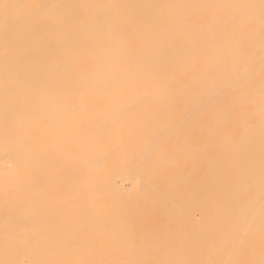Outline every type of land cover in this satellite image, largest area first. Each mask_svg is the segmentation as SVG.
Masks as SVG:
<instances>
[{"label":"bare ground","instance_id":"1","mask_svg":"<svg viewBox=\"0 0 264 264\" xmlns=\"http://www.w3.org/2000/svg\"><path fill=\"white\" fill-rule=\"evenodd\" d=\"M263 38L261 0H0V264H261V188L259 202L241 194L250 202L243 209L221 203L213 208L222 210H199L193 202L197 210H189L186 175L201 179L206 159H196L197 176L195 159L185 167L194 140L186 139V120L189 128L199 125L187 110L192 102L202 112L214 105L206 110L223 135L259 126L241 111L253 119L260 103L244 97L262 50L248 49L258 54L253 61L250 51H239L253 45L264 52V41L253 40ZM226 44L239 46L242 60L220 76L215 70L226 63L212 71L210 56ZM203 47L218 49L206 61L198 58ZM237 150L224 159L238 170L254 157ZM220 170L208 176L211 188ZM235 181L239 196L254 184ZM232 193L224 198L231 204Z\"/></svg>","mask_w":264,"mask_h":264},{"label":"rangeland","instance_id":"2","mask_svg":"<svg viewBox=\"0 0 264 264\" xmlns=\"http://www.w3.org/2000/svg\"><path fill=\"white\" fill-rule=\"evenodd\" d=\"M205 39V38H204ZM219 39V38H218ZM236 40H238V41H247L248 39H242V38H235ZM235 39H233V38H228V39H222V40H224V41H236ZM196 40H200V38H198V39H196ZM206 40H208V39H206ZM211 40V39H210ZM215 40V39H214ZM217 40V39H216ZM250 40V39H249ZM252 40V39H251ZM254 41H264V38L263 39H253ZM202 41V40H201ZM232 45V44H231ZM230 44H226L225 46H228L227 48H225V46H224V48L225 49H223V51H222V49L219 47V49L217 48V47H215V49H218L217 50V54H218V57H216V56H214L213 54V56L211 55V52H213L215 49H213V51L211 50H209L210 49V47L207 49V48H202L201 50V52L199 51L198 52V54L200 55V57H198V58H202L203 57V59H204V57H209L210 55V57H214V60H213V62L212 63H214V67H212L213 65L211 64V70L213 71V70H215V68H217V67H221V66H223L224 64V62L226 63L225 64V68H220V69H216L215 71L217 72V73H219L220 74V76H223V75H225L226 76V74H230V71H229V69L228 68H226V65H228L229 63H233V62H238V61H241L240 60V56L239 55H237V50L239 49V46H236V45H233V46H231ZM248 46H250V45H242V46H240V49H241V51H239V52H242V51H250V50H248V49H251V50H254V51H257L258 52V54L260 53V51L262 50V52H261V54L259 55V57L258 58H256V55L258 56V54H254V53H257V52H254V51H250V53L248 54V57H249V60H251L250 58H253V59H255L254 60V62H255V64H257L258 63V61H259V65L258 66H256L255 65V67H258V72H259V75L256 73V72H254L253 74H252V76L247 80L248 82H247V84H248V86L250 87V88H248L247 90H249V92L248 91H246V93L248 94V96H245L244 98L246 99L247 98V100H249L248 99V97L251 99V96H254V98L252 97V101H255L256 99H257V101L256 102H258L259 101V99H260V103L257 105V103L255 104V105H257L258 107H256L254 104V107H253V105L251 106V108L253 107V108H255V112H253L254 114H255V117H253V119H251V118H249L247 115L249 114V112H247V111H244L245 113L247 112L248 114L247 115H244V113H243V111H241L242 113H241V116L243 117L244 116V120H247L246 122H250L251 120H254V123L255 124H258L259 126H257L256 127V129L253 127V128H251L250 130L249 129H245V130H242L241 132L239 131V132H233V133H229V132H224V135L222 134L223 132H222V130H215L214 128H213V125H212V120H213V117H214V115H212V113H209V112H211L212 110H210V107L212 106H210L208 103H210V102H212L211 101V99L209 98V95L208 94H210V95H212L210 92L208 93V91L210 90L211 92H212V90L211 89H209L208 91H207V89H206V91H207V93H203L202 91H201V93L199 94V97H201V99H202V96H203V94H204V98H203V100L204 99H206L205 98V96H207L208 97V99H206V101H204L203 103H205V102H207L208 101V103H206V104H208L207 106H206V108L207 107H209V109L208 110H210L209 112H207L208 110H206V108H204L203 110V112H202V110H200V108H198V105H196V106H194V102H192L193 104H192V107H191V104L187 107V110H189V111H192V112H189L190 113V115H191V113L194 115V118H195V116H197L198 117V121H199V125H198V127H194V128H189L190 126H189V121L190 120H186V134H188L187 135V137H186V139H188L189 140V135H191L192 137L194 136V140H195V138L196 137H198L199 138V136L198 135H201V137L199 138V139H197V140H199V144H197V140H195L196 142H194V140H189V143H188V141L186 142V143H188V145L186 144V152L189 154V156L191 155V154H193L192 155V159L190 160L188 157H187V155L188 154H186V160H188V161H186V169L188 168V166L187 165H189V167H191L193 164V162H194V159H195V161L196 162H194V165L192 166V169L194 168L195 170V173L197 172V170H198V164L199 163H197L198 161L196 160V159H198L199 157V159L198 160H201V157H202V159H206V161H203V160H201V161H199L200 163H201V165L203 164V166H202V168H204V169H201V173H200V175H201V179H196V182H195V180L194 179H192L193 177H192V175H195V174H192L191 175V173L189 174V175H191L190 177H189V175L187 174L186 175V178H188L187 180H186V182H188L187 184H186V182H185V188L187 187V188H191V190H190V188L188 189L189 191H190V193L189 194H193V196L192 195H189L187 192H185V193H187L188 195H187V197H185L186 198V203H188L187 205H189V208H188V206H186L187 207V209H191V210H194V209H196L197 210V208H195V206L196 205H194L195 203L196 204H198V205H200V206H198L200 209L199 210H205V209H207V205H210V206H212L211 208L209 207L207 210H218L219 208L222 210V207H215V209L213 208V206H215V205H218V204H225V205H227V206H225L226 208H230V209H235V208H233V203H239V204H241V207H239V208H236V209H240V208H242L243 209V205H247L248 206V204H250V202L252 203V202H259V200H260V198H258L256 195H262V196H264V182H262V180H264V176H260V175H258L257 173H259V172H261L262 170H263V167L264 166H261V164L260 165H258L259 163H261L262 161L264 162V158H263V160L261 161V159H262V156L264 157V155H262V154H264V127H262V124L264 123V115H261V110H258L259 108H261V107H259V106H261V102H263L262 100H264V52H263V49L261 48V47H259V48H257V47H254L253 45H251L250 47H248ZM263 46V45H262ZM236 48H238V49H236ZM254 48H256L257 50H255ZM263 48H264V46H263ZM205 49H207V50H205ZM226 49H229V50H226ZM239 49V50H240ZM260 49V50H259ZM224 50H226L225 52H224ZM234 51H235V53H234ZM215 52V51H214ZM228 52V53H227ZM206 53V54H205ZM222 53H224V55H222ZM252 53V54H251ZM197 54V55H198ZM209 54V55H208ZM234 54V55H233ZM251 54V55H250ZM215 55H216V53H215ZM219 55H220V57H219ZM221 55L223 56V58H221ZM236 55H237V57H236ZM250 55V56H249ZM190 56V55H189ZM186 57H187V55H186ZM237 58H238V61H236L237 60ZM186 59H188V57L186 58ZM206 59V58H205ZM204 59V60H205ZM202 60V59H201ZM204 60H202L201 62H202V64H204L205 62H204ZM223 60V63L222 62H220V61H222ZM256 60H258V61H256ZM206 61H207V59H206ZM217 61H219V63L220 64H223V65H217ZM251 61H253V60H251ZM217 62V63H216ZM254 62H253V65H254ZM261 63H262V65H261ZM216 64V65H215ZM217 66V67H216ZM261 66H263V67H261ZM204 67V66H203ZM210 70V71H211ZM214 71V72H215ZM203 72H205L204 71V69H203V71H202V78L204 77V79L206 80V75L203 73ZM215 72V73H216ZM214 73V74H215ZM188 74H190L189 73V70H188ZM211 74V73H210ZM212 75V74H211ZM256 75V76H255ZM219 77L218 76V74H216V75H214L213 77ZM210 75H209V79H210ZM212 77V78H213ZM215 77V78H216ZM260 77V78H259ZM202 80V82H205V80ZM213 80V79H212ZM215 80V79H214ZM252 80V81H251ZM256 81H258L257 83H256ZM214 82V81H213ZM215 82H216V80H215ZM250 83H252V84H250ZM259 84H262V85H259ZM252 87H251V86ZM254 86H256V87H254ZM258 86V87H257ZM203 89V88H202ZM204 90H205V88H204ZM262 92H261V91ZM193 91H194V89H193ZM256 91V92H255ZM256 94H255V93ZM257 92H258V94H257ZM189 96H191V91H189ZM250 93H252V94H250ZM261 94V95H260ZM262 94H263V96H262ZM194 95H195V92H194V94L192 93V97H190V99L192 98V100H197V99H195L196 98V95H195V97H194ZM213 96V95H212ZM261 96V97H260ZM199 97H198V103H202L200 100H199ZM255 97H256V99H255ZM212 99H213V97H212ZM255 99V100H254ZM250 100V101H251ZM196 102V101H195ZM211 104V103H210ZM202 105H204V107H205V104H202ZM214 106V105H213ZM213 106H212V109H213ZM202 107V106H201ZM203 108V107H202ZM256 109H257V111H256ZM186 110V111H187ZM206 111V112H205ZM259 111V112H258ZM263 111V110H262ZM187 113V112H186ZM214 113V112H213ZM188 114V113H187ZM186 114V115H187ZM202 114V115H201ZM243 114V115H242ZM254 114H252V115H254ZM258 114V115H257ZM263 114V113H262ZM223 115V114H222ZM256 115L258 116V117H256ZM188 116H189V114H188ZM187 116V117H188ZM192 116V115H191ZM247 116V117H246ZM263 117V118H261V117ZM190 117V116H189ZM259 117H260V119H261V121H263V122H261L260 121V119H259ZM263 119V120H262ZM207 120V121H206ZM189 122V123H188ZM197 124H198V122H197ZM189 126V127H188ZM206 126L207 127H209V128H212L213 129V131H215V133L216 134H218V135H216V134H213L212 133V130L211 129H207V130H204L205 128H206ZM264 126V125H263ZM197 128H198V130H197ZM204 128V129H203ZM189 129H191V130H189ZM195 129H196V132H193V131H195ZM201 130V131H200ZM208 130H209V132H211V133H209L208 132ZM208 134H212V135H210L209 136V134L206 136L205 135V132ZM224 131V130H223ZM250 131V132H249ZM201 132V133H200ZM244 132V133H243ZM197 133H199V134H197ZM222 134V135H221ZM230 134H232L231 135V137L233 138V140H231L230 139V137H229V135ZM220 135V136H219ZM190 136V138H192ZM212 136V137H211ZM224 137V138H221V137ZM207 137V138H206ZM213 137H214V139H213ZM215 137H216V139H215ZM230 139H228V138ZM219 140H218V139ZM226 138V139H225ZM209 139V140H208ZM224 141H223V140ZM228 139V140H227ZM203 140V142L204 143H202L201 141ZM214 140V141H213ZM218 140V141H217ZM190 141L192 142V143H190ZM215 141H217V142H215ZM226 141H230L229 143L227 142V143H224V142H226ZM231 141H232V143H231ZM220 142H222V143H220ZM210 143H211V145H210ZM217 143V144H216ZM222 145H220V144ZM193 144V145H192ZM195 144V145H194ZM198 145V149H197V145ZM209 144V145H208ZM213 144V145H212ZM227 146V147H224L225 145ZM233 144V145H232ZM202 145H204V146H202ZM217 145H218V147H217ZM220 145V146H219ZM230 145V146H229ZM231 145H232V147H231ZM190 146V147H189ZM200 146H201V148L202 149H200ZM216 149L215 151H220L221 150V155L220 154H214L215 152H214V150H213V152H212V150H211V152H209L208 154H207V152L208 151H210L209 149H214L213 147ZM196 147V148H195ZM210 147V148H209ZM220 147H222L223 149H221ZM229 147H231L232 149L233 148H237L238 150V154L241 156L242 154L243 155H245L246 157H254L253 159H251V160H249L248 159V162L244 159V161L243 162H245V163H243L242 162V166L240 167V169H233L234 167L232 166V164H231V158H229V159H227L228 161L230 160L231 162H229V164H228V161L226 162V159H224V158H228V155L227 154H229V153H231L230 151L232 150L231 148H229ZM191 148H195V149H192V151L194 150V152H195V154L191 151ZM226 148V149H225ZM190 149V150H189ZM199 149H200V151H202V153H206V154H203V156L202 155H200V154H202L200 151H199ZM225 149V150H224ZM227 149H229V150H227ZM261 149V150H260ZM246 150V151H245ZM191 151V152H190ZM223 151H225V152H223ZM229 151V152H228ZM190 152V153H189ZM216 152V153H217ZM219 153V152H218ZM196 154H198V155H200V156H197ZM232 154H234L233 152L231 153V154H229V155H231L232 156ZM213 155H216V158L215 157H213ZM220 156L221 158H217V156ZM227 155V156H226ZM242 155V156H243ZM249 155V156H248ZM262 155V156H261ZM195 156H197L196 158H194ZM261 157V159H260V157ZM205 157V158H204ZM208 159H207V158ZM244 157V156H243ZM242 157V158H243ZM245 157V158H246ZM191 158V157H190ZM223 158V161H224V164L222 165V163H223V161L221 160ZM247 159V158H246ZM260 159V160H259ZM218 160V161H217ZM208 161H210V162H212L211 164H213L214 166V169H212V170H214L213 172H217L218 170H220L218 173H217V177L215 178V180L214 179H212V182H213V184H212V188L210 187V185H207L208 184V182H206V181H208L207 179L210 177V176H212L211 175V168H212V166L210 167V165L211 164H209V162ZM258 161H259V163H258ZM192 164H190V163ZM207 162V165L209 164V169H208V167H207V165L205 164ZM219 162H221L220 164H219ZM247 162V163H246ZM216 163H218V167H217V164ZM225 164L227 165V166H225ZM219 165H222V167L220 166V168H219ZM195 166V167H194ZM224 166H225V168H224ZM259 166V167H258ZM215 167H217L218 168V170L216 169L215 170ZM227 167H229V168H227ZM260 167H262L261 169H259ZM191 169V168H190ZM226 169V170H225ZM208 170H211V171H208ZM229 170V171H228ZM235 170L238 172H240V174H241V172L243 171H245V174H246V176L248 175V176H250V177H246L245 175L244 176H242L243 175V173L240 175V176H238L237 175V178H236V176H234V172H235ZM242 170V171H241ZM188 171H190L189 170V168L187 169V172ZM194 171H193V173H194ZM210 173V175H209V173ZM228 171V172H227ZM186 172V173H187ZM192 172V171H191ZM207 172V173H206ZM221 172V173H220ZM230 173V175H228ZM206 174V175H205ZM219 174V175H218ZM215 176H216V173L214 174ZM196 176H197V173H196ZM204 176V177H203ZM209 176V177H208ZM234 176V177H233ZM192 177V178H191ZM203 177V178H202ZM212 177H214V176H212ZM191 178V179H190ZM247 178V179H246ZM209 179H211V178H209ZM227 179L229 180L230 179V184H231V179H233V184H237V182L235 181V179L237 180V179H241V180H243V181H246V183H248L249 181L251 182V181H253V185H251V186H249L250 185V183H248V185H246L245 184V187L243 188V190H240V196H239V193H237V192H235L236 191V189H235V191H233L234 189H232V188H234V186L236 187L237 185H228L229 184V182H227ZM193 180V181H192ZM197 180H199L198 182H197ZM200 180H202V182H204V183H206V186L205 187H201V185L199 186V185H197V183H200ZM205 180V181H204ZM247 180H249V181H247ZM211 181V180H210ZM209 181V182H210ZM223 181V182H222ZM235 181V182H234ZM194 182V183H193ZM219 182H220V184H219ZM196 183V184H195ZM214 183L216 184V187H215V185H214ZM224 183L226 184V186L227 187H229L230 186V188L229 189H226V188H224ZM189 184H190V186H189ZM223 186V188H224V196L222 195V186ZM221 186V187H220ZM231 186H232V188H231ZM247 186H249V188H251V187H253L252 188V191H248V189L249 188H246ZM258 187L259 188V190H258V188H256V187ZM198 187V188H197ZM199 187H200V191L198 190L199 189ZM220 187V188H219ZM186 188V189H187ZM205 188V189H204ZM206 188H210V191L208 190V192L206 191L207 189ZM254 188H256V190L254 189ZM260 188H261V192H259L260 191ZM197 191L196 193L197 194H195L194 192H195V190ZM215 189V190H214ZM217 189H219V190H217ZM238 189V188H237ZM211 190H212V192H211ZM245 190H247V191H245ZM257 190H258V192H257ZM186 191V190H185ZM192 191V192H191ZM201 191H203V192H201ZM206 191V192H205ZM220 191V192H219ZM234 192V195H233V193H232V196H234L235 197V199H236V202H232V204H231V201L230 200H228V199H224L225 197H226V195H229L230 197H231V192ZM241 191H243V193H241ZM244 191H245V193H244ZM254 191H256V192H254ZM199 192V193H198ZM201 192V193H200ZM218 192V193H217ZM247 192V193H246ZM252 192V193H251ZM207 193V195L209 194V199H208V196H205V194ZM227 193V194H226ZM258 193V194H257ZM211 194V195H210ZM235 194H236V196H235ZM241 194H243L244 196H248L247 198L250 200V202L247 200V199H243L242 200V196L243 195H241ZM196 195V196H195ZM199 197H198V196ZM200 195H204L205 197H207V198H205L204 196H203V199H202V196H200ZM194 196H195V198L197 197V199H195L194 198ZM261 196V197H262ZM190 197V198H189ZM193 197V198H192ZM240 197H242V198H240ZM254 197L256 198V199H254ZM200 198V199H199ZM212 198V199H211ZM227 198H229L228 196H227ZM188 199V200H187ZM190 199H192V201L190 200ZM199 199V201L197 202V200ZM208 199V200H207ZM220 199V200H219ZM229 199H231V198H229ZM235 199H233L232 201H234ZM203 201V202H201L200 203V201ZM228 200V203H230V204H228V203H226V201ZM241 200V201H240ZM247 200V201H246ZM190 203H189V202ZM210 201V202H209ZM215 201H216V203H215ZM217 201H220L219 203L217 202ZM193 202H195V203H193ZM215 203V204H206V203ZM200 203V204H199ZM243 204V205H242ZM194 205V206H193ZM228 205L230 206V207H228ZM193 207V208H192ZM225 207H223V209H226ZM202 208V209H201ZM245 209H247V208H245Z\"/></svg>","mask_w":264,"mask_h":264},{"label":"snow or ice","instance_id":"3","mask_svg":"<svg viewBox=\"0 0 264 264\" xmlns=\"http://www.w3.org/2000/svg\"><path fill=\"white\" fill-rule=\"evenodd\" d=\"M262 6H264V0H261ZM234 264H241V262H234ZM261 264H264V260L261 261Z\"/></svg>","mask_w":264,"mask_h":264}]
</instances>
